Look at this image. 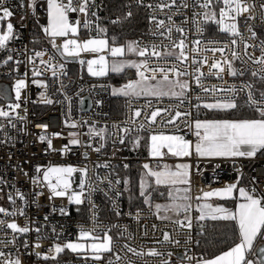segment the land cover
I'll return each instance as SVG.
<instances>
[{
	"label": "built area",
	"instance_id": "obj_1",
	"mask_svg": "<svg viewBox=\"0 0 264 264\" xmlns=\"http://www.w3.org/2000/svg\"><path fill=\"white\" fill-rule=\"evenodd\" d=\"M107 1L109 0H89L87 14L69 12L70 23L79 21L78 36L75 38L80 42L85 41V38L101 36L99 19ZM122 1L136 6L146 15V34L135 41L140 47L147 46L151 50V46L155 44L162 46L161 51H166L173 42L178 43L181 33L175 30L173 24L168 23L169 15L172 16L174 25L184 29L187 45L185 51L189 54V60L180 64L171 58L165 62L151 57L150 66L170 68L175 65L180 71H186L189 75L179 79L187 81L189 88L180 99L122 96L120 114L113 116L111 100L115 96L112 90L122 88L125 81L115 85L110 79V76L115 75H92L87 65L88 60L96 59L99 55L110 59L109 52H82L78 57H67L73 61H65L56 53L43 31V27L48 24L47 0H4L5 6L13 12L9 19L14 26V38L9 40L5 49H0V110L9 112L11 117V122L9 118L0 117V207L9 213H0V221H3L0 224V264H14L17 260L20 264H108L110 259L114 264H198L202 259L196 253L197 236L203 221L196 219L199 215L196 211L199 201L195 197L201 191H212L241 181L245 182L250 194L264 196V157H190L187 160L190 166L189 187L193 197L190 213L193 226L190 230L180 227L174 223L175 220L158 218L152 210L124 208V185L117 176L118 168L125 169V165L131 162L142 165L148 162L129 156L132 138L164 134L180 136L190 143H196L198 137L195 134V121L200 120L202 110H208L204 107L205 104L231 99L255 111L246 103L249 92L246 85L251 84L249 78H260L259 75L253 76L252 72L261 67L253 63V60L262 54L260 42L264 41V8L261 5L264 0H244L252 7L249 13L237 18L241 34L237 37L220 31L219 26L211 21L203 24L205 11L215 12L216 19H220L222 0L220 3L213 0L210 9L193 6L194 0H186L189 5L187 8H165L163 11L156 7L160 0ZM63 2L67 3L68 0ZM80 2L81 0H73L76 6ZM180 3L181 0H177V4ZM153 16L157 20H165L166 26L173 27L171 40L166 38L167 34L153 35L157 32ZM193 20L201 22L202 32L197 31V24ZM85 21L89 22L88 26H85ZM249 28L256 33L255 39L251 38ZM68 38L73 37L70 35ZM233 38L237 40L236 46L231 44ZM64 39L66 38L58 37L55 42L62 45ZM196 41H200L198 47ZM244 42L255 46L247 50L252 55V60L243 54ZM221 47L225 48L223 54L204 51L206 48ZM192 49L197 51L192 52ZM233 50L240 54V59H233ZM35 51L46 53L43 60L50 61L55 66V76L52 75L53 68L41 64L40 58L34 56ZM9 55L13 57L12 60H8ZM222 56L232 62L233 68L244 74L231 75ZM29 57L33 58L34 63L29 61ZM193 57L201 62L207 57V63L192 64ZM141 59L144 58L137 56L135 61L139 62ZM214 60L221 61L225 68L219 76L208 75L209 65ZM61 64L63 68L60 67ZM98 67L94 65L93 70ZM197 67L204 73L200 84L195 80L200 74L195 71ZM34 69L40 71L41 75L34 77ZM120 75H125V80L139 78L135 68L130 69L128 76L126 71ZM160 78L157 75V79ZM169 78L177 79L171 73ZM21 79L25 81L26 87L21 89L20 99L17 100L15 85ZM204 88L210 91L205 92ZM241 89L243 90L240 91ZM251 90L254 92L253 87ZM256 98L259 100L260 97ZM48 100L52 102L47 103ZM17 103L20 107L14 109L13 106ZM156 109L166 111H162L152 123L149 117ZM136 110L141 111L139 117L133 115ZM177 111L189 115L176 117ZM170 119L175 122L167 123ZM125 128L130 131L122 132L121 129ZM41 135L46 137L44 141L40 140ZM121 138L123 143L120 142ZM49 139L51 147L47 142ZM73 139L79 143L72 144ZM97 148L99 151H96ZM50 166H71L77 169L68 177L71 183L68 195L53 196L47 184L42 182V171ZM37 167L42 169L41 173L36 172ZM81 169H87V174L79 171ZM37 177L41 182L33 183V179ZM82 181L85 185L82 203L77 205L74 201L70 202L69 195L81 191ZM117 192L121 194L117 196ZM21 195L24 199L20 198ZM184 215H180L179 219L183 220ZM8 223H16L21 228L28 227L29 231L15 232L7 228ZM81 229L91 231L101 238L107 232L113 237V252L104 253L102 259L97 261L91 258L90 253L86 257L85 253H72L67 249L58 255L50 251L57 244L78 242ZM165 233L169 235V241H164ZM257 241L264 242L261 239ZM125 245L144 254L135 255ZM150 249H155L161 255H148ZM117 255L120 256L118 261ZM45 256L55 258L45 259Z\"/></svg>",
	"mask_w": 264,
	"mask_h": 264
},
{
	"label": "snow or ice",
	"instance_id": "obj_2",
	"mask_svg": "<svg viewBox=\"0 0 264 264\" xmlns=\"http://www.w3.org/2000/svg\"><path fill=\"white\" fill-rule=\"evenodd\" d=\"M48 2V24L46 27H43L44 33L49 37V42L52 47L55 49L61 57H78L82 52H91L93 54H98L101 52H109L112 57H123L125 52L134 53L139 57H143L139 62L137 61H113L110 66L112 72H121L125 68H135L137 70V75L139 79L136 81H130L124 87L120 89H114L113 94H120L124 96H145V97H155L161 99L164 97L177 98L180 99L185 96L186 90L189 88V83L179 79L184 75H189L186 71H180L178 67L173 65L170 68L165 67H151L150 58L155 57L157 60H164L167 62L169 58L173 59L180 64H184L189 60V54L185 51L187 48L186 45V35H184V29L179 25H174L172 16L167 17L169 24H173L175 30L181 33V38L178 43L173 42L171 48L166 51H161V45H152L151 50L145 46L140 47L138 42H129L126 46H108V41L105 39H89L83 42H80L77 38L79 31V21L75 23L69 22V12H80L87 14L89 0H81L78 6L74 5L73 0H68L67 3H64L63 0H47ZM217 3H220L221 0H216ZM223 7L220 8L219 16L220 19H216V13L212 11H205L203 13V24H207L209 21L217 24L219 30L225 33H228L232 37L241 36L236 20L238 17L244 13H249L251 5H248L244 0H222ZM213 4V0H194V5H198L202 9H210ZM189 5L186 3V0H181V3L178 5L177 0H160V3L157 4L161 11L165 8L171 10L173 7H176L179 10L180 7L187 8ZM149 7H152L149 5ZM261 8H264V4L261 5ZM95 15V13H93ZM130 15V13H129ZM198 15V14H194ZM13 16V12L9 7L5 6L4 0H0V21H5L8 18ZM249 18H252L251 16ZM152 20L156 23L157 32L153 35L165 36L171 40V34L173 32V27L166 26L165 20H157L155 16L152 17ZM226 20L231 22H225ZM187 20L184 21L186 23ZM197 24V31L202 32L203 27L200 21L193 20ZM89 22L85 21V26H88ZM13 24L7 23V31L0 34V49H5L9 40L13 39ZM163 29L164 31H160ZM251 32V38H256V33L249 28ZM71 35L73 38H68ZM64 37L63 44L57 45L56 38ZM197 47L200 44V41L195 42ZM231 44L236 46L237 40L233 38ZM255 47L250 45L247 42H244V56H247L249 60H252V55L247 51L248 48ZM261 56L253 60V63L260 65L258 71H253V76H260V79L264 81V41L260 42ZM192 52H196L197 49H192ZM204 51H211L213 53L220 52L223 54L225 48H211L204 49ZM46 53L43 51H35L34 56L40 58L41 64H47L48 67L53 68L52 75L55 76V66L50 63V61H44L43 56ZM233 59H240V54L235 50L232 51ZM11 55L8 56V60H12ZM223 63L227 65L228 70L231 75H243L244 72L238 69L233 68L232 62L226 57H223ZM29 61L34 63L32 57H29ZM244 62V61H242ZM7 63V60L5 61ZM84 63V61H81ZM207 63V57L203 58V61L197 60L195 57L192 58V64H201ZM88 71L95 76L106 75L109 70V65L104 55H99L96 59H91L87 61ZM98 65L97 70H93V66ZM63 68V65H60ZM216 71L213 72L212 70ZM196 72L200 73L195 77L196 83L200 84L201 77L204 73L200 72V68L195 69ZM225 71L224 66L221 61L214 60L213 63L209 65L208 75L219 76L220 73ZM146 73H151V75H146ZM173 74L177 79H170L169 74ZM32 75L39 76L41 72L38 70H33ZM157 75H160V79H157ZM151 81H156V83H151ZM35 82V81H34ZM26 87V83L23 79L18 80L15 85L16 89V99L19 100L21 96V89ZM249 89L248 99L246 103L249 107L253 108L258 114V119H244V120H205L195 121V134L198 137V142L195 144V154L199 157H254L257 152L264 150V92L260 93L259 100L256 98L255 93L251 90L252 85H246ZM205 92L210 91L208 88L203 89ZM218 91H232L235 92V89H217ZM241 89L240 91H242ZM51 100H48L47 103H51ZM182 102V101H181ZM151 106V101L149 100V107ZM19 103L13 106L14 109L19 108ZM208 109H219V110H229L235 109L238 107L237 103L234 100H227L224 102L217 101L216 103H209L204 105ZM162 111L166 109H156L151 112L149 117L150 122L154 123L156 118L161 115ZM134 117H139L141 115L140 110H136L133 113ZM181 115H189V113H180L176 112V117ZM0 117L9 118L11 122L10 113L7 111L0 110ZM23 119V117H18ZM174 119H170L167 123H174ZM46 127V126H44ZM143 127V125H141ZM122 132L127 133L129 129H121ZM98 135L100 133H97ZM58 135V134H54ZM46 137L44 135L40 136V140L44 141ZM151 151L150 154L153 157H162L166 153L163 151L167 149V153H170L173 156H189L192 154L190 151L192 145L189 141L184 140L183 137L176 135H152L151 136ZM49 147H51V140L48 141ZM121 143L124 142L123 138L120 140ZM72 144L79 143L78 140L73 139ZM138 143V140H137ZM99 151V148L96 149ZM107 167V165H105ZM128 167V165H125ZM143 168L146 170L141 178L139 184V195L144 197L145 203H151V192H148V189L154 185L158 188L159 186H164L168 189V196L171 200L169 204H156L157 212L164 211L172 212L177 217L182 213L184 219H177L174 223L178 224L180 227L191 229L192 216L190 215L192 211V200L190 187L180 188L178 185H190L189 179V165L188 164H179L176 165L175 170H172L168 165H164L160 170H153L150 165L144 164ZM42 169L37 167L36 172L41 173ZM77 169L68 166V167H48L42 171V182L47 184V187L51 190L53 196H65L68 195V190L71 187L70 180L68 177L71 176L73 172ZM85 175L87 174V169L79 170ZM151 178V179H150ZM55 180V183H53ZM41 179L39 177L33 179V183H39ZM116 183H119L117 181ZM125 183H128L125 181ZM110 190H111V181ZM85 185L83 181L80 184V192H72L69 195L70 202L74 201L77 205L82 203L83 189ZM156 189L153 188V191ZM238 191L239 196L243 199V202L238 203L236 210L231 211L223 206H214L207 201L210 198L217 197L221 199H230L233 198V192ZM255 190L253 189V192ZM147 193V194H146ZM42 194V193H40ZM121 193L117 192V196ZM163 195V193H160ZM24 199L23 195L20 197ZM51 198V197H50ZM9 199H12L9 197ZM197 201H203V203H198L196 206V211L199 215L196 217L198 221H226L234 222L237 228V242L234 243L229 250L223 252L221 255L216 256L212 259L198 261V264H253V261L248 258V253L254 248V241L257 239L264 240V196L257 197L254 194H250L244 188H237L236 184H229L224 188L214 189L212 191H201V194L196 196ZM63 211V210H61ZM0 213H6V210L0 207ZM9 214V213H6ZM14 215L15 213H10ZM21 214L23 211L21 210ZM119 215V213H117ZM167 215L161 217V219H169ZM3 221H0L2 224ZM201 228L204 225H200ZM7 228L12 229L15 232L27 233L29 231L28 227H18L16 223H8ZM39 231V229H37ZM170 237L167 233L164 234V241H169ZM90 241V242H88ZM27 246V245H26ZM39 247V245H36ZM129 252H132L135 255H143L142 252H136L135 249L125 245ZM65 249H69L74 253H85L86 257L90 253L91 258L94 260H101L104 253L113 252V237L107 232L104 233L103 237L96 236L93 232L81 229L78 242H69L66 243L63 247L59 244L55 245L54 251L55 254L62 253ZM261 252H264V247L260 248ZM148 255H161L155 249H150L147 253ZM2 255V253H0ZM39 255V254H38ZM171 255V254H169ZM45 259L55 257H44ZM191 259V258H189ZM116 260H120V256H116ZM14 264H20L19 260L15 261ZM108 264H114V261L111 259L108 261ZM167 264V262H165ZM260 264H264V259H261Z\"/></svg>",
	"mask_w": 264,
	"mask_h": 264
},
{
	"label": "trees",
	"instance_id": "obj_3",
	"mask_svg": "<svg viewBox=\"0 0 264 264\" xmlns=\"http://www.w3.org/2000/svg\"><path fill=\"white\" fill-rule=\"evenodd\" d=\"M130 13V15H129ZM101 27V36H104L110 43L121 44L128 40H138L146 34L147 18L145 13L134 5L122 0H109L105 3V9L100 14L99 19ZM72 67V65H71ZM115 85L125 81V75L110 76ZM253 86L254 93L260 97L264 92V81L260 78H249ZM122 96H115L111 100L112 115L120 114ZM238 107L230 110H202L200 119H226V120H244L258 119L259 114L246 108L241 102H237ZM141 135L132 138V141L138 139L136 146L129 152V156L135 159H143L147 155V141ZM264 157V150L256 155ZM125 169L118 168V178L124 185L123 206L129 210H151V205L159 200H165V194L161 195L166 189L153 186L148 189L151 192V203H145L144 197L139 195L140 178L144 173L141 163L131 162ZM151 179V178H150ZM127 181L128 183H125ZM240 185L245 182L241 181ZM153 188L156 190L153 191ZM147 194V193H146ZM204 227L200 228L198 233L197 255L201 259H211L223 252L237 242V228L234 222L211 221L203 222Z\"/></svg>",
	"mask_w": 264,
	"mask_h": 264
},
{
	"label": "crops",
	"instance_id": "obj_4",
	"mask_svg": "<svg viewBox=\"0 0 264 264\" xmlns=\"http://www.w3.org/2000/svg\"><path fill=\"white\" fill-rule=\"evenodd\" d=\"M154 83H156V82H154ZM143 97H145V96H143ZM208 110H219V109H208ZM205 120H226V119H200V121H205ZM230 121H234V120H230ZM195 131H196V129H195ZM144 137L146 138V141H147V155L143 159L148 160V162H146L145 164L150 165V167L153 170H160V169H162V167L164 165H168L172 170H175L176 165H179V164H188L187 160L190 157H194V158H197V159H225V158H229V157H199V156H197L195 154V144L197 142L196 143H191L192 147H191L190 151L192 152V154L189 155V156H180V157L173 156L170 153H167V149H164L163 151L166 153L165 155H163L162 157H153L150 154V151H151V143H152L151 136L150 137L149 136H144ZM137 140L138 139H135L133 141L131 140V145L133 146V147L131 146L132 147V150L136 146ZM257 154H258V152H257ZM145 171L146 170L144 169V172ZM188 171H189V179H190V166H189ZM239 183L240 182L236 183L237 188H244L247 191V189L245 187V184L244 185H240ZM226 186H228V185H226ZM226 186H224V187H226ZM159 187L166 189L163 192V194H165V200H159V201H156V202H159V203L161 202L162 204L163 203L164 204L171 203V200H170V198L168 196V189L166 187H164V186H159ZM178 187L184 188V187H189V185H178ZM224 187H222V188H224ZM156 202H154V203H156ZM207 202L213 204L214 206H223V207H225V208H227V209H229L231 211H235L238 203L243 202V199L239 196V192L238 191H234L233 192V198H230V199H221V198L213 197V198H210ZM199 203H203V201H199ZM165 215H167L168 217H170L167 220H177V219L180 218V216L177 217L172 212L165 213L164 211H163V215L160 216V217H158V218L161 219V217H163ZM261 247H264V242H260V241H257V240L254 241V248H253L252 251H250L248 253V258L253 261V264H260L261 259H264V252H261L260 251V248ZM203 260H208V259H202L201 262Z\"/></svg>",
	"mask_w": 264,
	"mask_h": 264
},
{
	"label": "rangeland",
	"instance_id": "obj_5",
	"mask_svg": "<svg viewBox=\"0 0 264 264\" xmlns=\"http://www.w3.org/2000/svg\"><path fill=\"white\" fill-rule=\"evenodd\" d=\"M11 23V21H10V19L8 18L7 20H5V22H3V21H0V34H2L3 32H6L7 31V23ZM89 39H93V38H85V41L86 40H89ZM94 39H105V40H107L104 36H99V37H97V38H94ZM108 41V40H107ZM129 42H135V40H128V41H125V42H123V43H121V44H113V43H110L109 41H108V46L109 47H112V46H126ZM110 54V53H109ZM111 56V55H110ZM138 55H136V54H134V53H129V52H127V50H126V52H125V55L123 56V57H112L111 56V58L110 59H107V58H105L106 60H107V62H108V65H109V70L107 71V74L106 75H103V76H109V75H115V76H119L122 72H125L126 71V74H127V76H128V74H129V71H130V69L131 68H125L123 71H121V72H112L111 70H110V66H111V64L113 63V61H121V60H123V61H135V59H136V57H137ZM139 78H135L134 80H130L129 78H126V80H125V83H124V85H123V87L126 85V84H128L130 81H136V80H138ZM152 83V82H151ZM114 89H119V88H113V90ZM113 90H112V94H113ZM114 95V94H113ZM114 96H118V97H120V96H124V95H120V94H116V95H114ZM132 140V139H131ZM131 140H130V143H129V145H130V147L132 146L131 145ZM133 147V146H132ZM156 204H161V205H164V203L162 204L161 202L159 203V202H156V203H153L152 205H151V210L155 213V216H157V217H160V216H162L163 215V211H160V212H157V210H156V207H155V205ZM159 213V214H158ZM61 247H63L64 246V244H59ZM68 251H70V252H72L71 250H69V249H67ZM72 253H74V252H72Z\"/></svg>",
	"mask_w": 264,
	"mask_h": 264
},
{
	"label": "water",
	"instance_id": "obj_6",
	"mask_svg": "<svg viewBox=\"0 0 264 264\" xmlns=\"http://www.w3.org/2000/svg\"><path fill=\"white\" fill-rule=\"evenodd\" d=\"M62 59L63 60H65V61H73V59H67V58H65V57H62ZM8 100V98L6 99V101Z\"/></svg>",
	"mask_w": 264,
	"mask_h": 264
}]
</instances>
